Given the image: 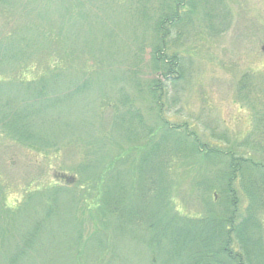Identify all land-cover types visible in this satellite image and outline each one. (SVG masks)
<instances>
[{
	"label": "rangeland",
	"instance_id": "1",
	"mask_svg": "<svg viewBox=\"0 0 264 264\" xmlns=\"http://www.w3.org/2000/svg\"><path fill=\"white\" fill-rule=\"evenodd\" d=\"M172 2L0 3V50L11 55V59L1 61L0 76L16 84L0 87V264H8L10 256L23 247L35 224L40 229L34 235L36 246L25 248L29 254L19 264H98L95 255L85 257L79 251L80 241H90L99 227L92 183L84 182L78 170L91 166L98 175V171L111 169L109 162L115 163L114 174L122 176L118 179L131 201V177L135 183L136 175H142L136 149H142L141 155L143 146L149 144L147 127L155 128L156 123L155 112L149 111L145 98L147 81L159 80L165 88V111L158 118L170 127L187 124L201 144L227 150L244 141L257 123L264 129V0H189V11L175 10ZM174 15L179 18L162 30L165 47L161 66L165 69L173 65L167 78L173 77L166 81L152 67L157 47L153 27L156 18ZM58 71L60 75L55 76ZM42 81L47 82L48 100L61 99L46 106L42 115L31 113L29 117L38 104L32 105L29 92L21 87H33ZM85 82L89 85L81 91L79 86ZM118 89L130 94L140 108L141 119L131 122L133 139L125 138L116 132L114 124L110 125L109 118L118 112L104 111L110 100L106 95H117ZM17 116L22 118L35 147L24 148L6 137ZM175 139H182L181 135ZM238 153L257 155L245 150ZM204 170L201 161L195 164V160L183 158H176L170 166L166 174L170 205L178 217L205 215L213 192L191 190ZM91 171L86 176L94 180ZM54 192L65 200L71 192L76 208L61 212L50 209L46 198ZM211 205L216 211L223 206ZM243 205L237 207V213L242 219L252 216L259 224L256 230L260 232L264 260V206L250 211L248 202ZM126 235L127 240L136 238L133 233ZM63 237L67 249L61 250L57 243ZM134 248L129 241L119 247L125 264H149L150 251L141 246V257Z\"/></svg>",
	"mask_w": 264,
	"mask_h": 264
},
{
	"label": "trees",
	"instance_id": "2",
	"mask_svg": "<svg viewBox=\"0 0 264 264\" xmlns=\"http://www.w3.org/2000/svg\"><path fill=\"white\" fill-rule=\"evenodd\" d=\"M0 3L5 6L6 0H0ZM191 3L189 0H173L172 2L175 10L178 7L179 11L180 8L190 9ZM140 13L143 17L145 16L144 11ZM178 18L177 15H174V18L169 16L156 18L153 27L157 47L154 49V66L152 67L158 71L157 75H161L166 81L173 77L167 78L173 65L169 64L165 69L161 66L164 64L162 47H165L163 40L165 33L162 30L168 22L171 24ZM14 54L20 57L18 53ZM10 57V54L0 50V66L1 61ZM165 63L167 64L166 61ZM23 74L27 75L25 70ZM57 75H60L59 71L55 74ZM176 79L175 76L174 80ZM135 82L131 85L135 86ZM44 84L47 86V82L42 81L38 85L34 83L33 87L31 84L21 87L29 92L31 102H34L32 105L38 104V108L29 110V117L31 113L42 115L46 106L61 99L48 100ZM4 85L14 86L16 84L11 78L0 76V87ZM82 85V87L79 86L81 91L88 87L89 82ZM140 87L143 85L140 84ZM163 91L165 88L159 80L145 83L147 107L150 112H155L156 123L155 128L147 127L145 136L149 144H146V148L143 146L142 154L140 155L142 149H136L139 151L137 154L139 156L138 171L142 172V175H136L135 183L131 177L130 188L131 190L134 188L131 201L126 196L125 186L118 179L122 176L114 174L115 163L109 162L108 165H112L111 169L98 171V175L91 171V166L79 168L80 178L84 182L92 183V203L98 209L99 227L97 235L90 241L88 240V247H86L88 241L84 244L80 241V253H83L85 257L92 253L96 256L98 264H125L126 259L122 257L123 254L119 251V247L129 241L135 246L134 251H139L141 257L144 255L140 252L143 251L141 246L145 247L146 251H150L152 257L149 264H264L263 249L258 238L260 232L256 230L259 224L252 216L242 219L239 217V211L237 213V207L246 202L250 204V211L258 210L259 205V207L264 206V159L262 158L264 157V129L257 123L256 127L246 134L244 141L236 143L227 150L206 146L189 132L190 127L187 124L170 127L167 121L163 122L158 118L165 111L164 103H162ZM116 94L106 95V98L110 100L105 105L108 109L104 111L108 110L114 114L118 112L112 117L113 120L109 118L110 125L114 124L116 132L121 133L125 138L133 139L135 132L131 122L140 116V108L126 91L118 89ZM18 120L22 122L19 126L16 124ZM4 122L2 121V124ZM158 123L160 126L157 128ZM116 124H118L117 129ZM138 125L143 127L140 122ZM9 128L10 132L6 134V137L13 138L18 145L29 148L35 143L28 135L20 116H17ZM178 135H181L182 139H175ZM244 150L257 152V155L246 156V154L238 153ZM176 158L195 160V164H198V161L203 163L205 170L199 174L191 190L195 192L200 188L210 189L213 196L208 201L215 205L222 204L221 210L216 211L211 204H207L205 215L195 219L180 218L177 212L173 213L170 205V186L166 174ZM88 171H91L90 177L95 176L94 180L87 179ZM58 194L55 196L54 192L51 198L50 196L46 198L50 209L61 212L76 208V201L71 192L66 196V200L58 198ZM136 204H139L138 207H135ZM143 206L145 208H141ZM230 211H232L231 216L228 215ZM72 217L74 218V214ZM34 226L25 239L23 247L10 256L8 264L21 263L29 254L25 248L34 249L36 246L33 241L34 235L40 232L39 224ZM128 227L129 230L125 232L124 229ZM127 233H133L136 238L127 240L125 237ZM65 239L63 237L57 243V247L61 250L67 249ZM116 244L117 247H115ZM109 254L106 260L105 257Z\"/></svg>",
	"mask_w": 264,
	"mask_h": 264
}]
</instances>
